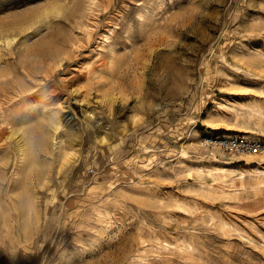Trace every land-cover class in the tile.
I'll use <instances>...</instances> for the list:
<instances>
[{"label":"rangeland","instance_id":"rangeland-1","mask_svg":"<svg viewBox=\"0 0 264 264\" xmlns=\"http://www.w3.org/2000/svg\"><path fill=\"white\" fill-rule=\"evenodd\" d=\"M0 114V264H264V0H0Z\"/></svg>","mask_w":264,"mask_h":264},{"label":"built area","instance_id":"built-area-1","mask_svg":"<svg viewBox=\"0 0 264 264\" xmlns=\"http://www.w3.org/2000/svg\"><path fill=\"white\" fill-rule=\"evenodd\" d=\"M203 144L226 154H264V138L208 134L204 137Z\"/></svg>","mask_w":264,"mask_h":264},{"label":"bare ground","instance_id":"bare-ground-1","mask_svg":"<svg viewBox=\"0 0 264 264\" xmlns=\"http://www.w3.org/2000/svg\"><path fill=\"white\" fill-rule=\"evenodd\" d=\"M97 7H98V6H97ZM90 8H91V7H90ZM91 9H92V8H91ZM89 23H90V22H89ZM87 26H88V25H87ZM16 92H17V91H16ZM16 92H15V93H16ZM13 96H14V95H13ZM5 99H6V98H5ZM4 101H5V100H4ZM8 102H9V101H8ZM3 107H4V106H3ZM0 115H1V114H0ZM6 122H7V121H6ZM0 129H1V128H0ZM0 131H1V130H0ZM5 131H6V130H5ZM1 133H2V131H1Z\"/></svg>","mask_w":264,"mask_h":264}]
</instances>
